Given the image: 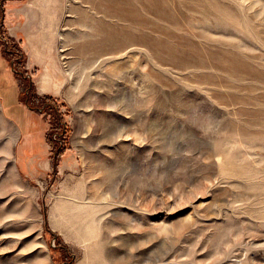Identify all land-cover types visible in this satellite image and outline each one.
Masks as SVG:
<instances>
[{
	"label": "rangeland",
	"instance_id": "374dc122",
	"mask_svg": "<svg viewBox=\"0 0 264 264\" xmlns=\"http://www.w3.org/2000/svg\"><path fill=\"white\" fill-rule=\"evenodd\" d=\"M147 1L0 0V264H264V0ZM78 6L132 38L81 53ZM7 98L47 125L39 175Z\"/></svg>",
	"mask_w": 264,
	"mask_h": 264
},
{
	"label": "bare ground",
	"instance_id": "6f19581e",
	"mask_svg": "<svg viewBox=\"0 0 264 264\" xmlns=\"http://www.w3.org/2000/svg\"><path fill=\"white\" fill-rule=\"evenodd\" d=\"M92 3L96 9H103V12L109 16L116 15L117 17H139L137 9L133 8L130 4L132 0H88ZM144 9L159 14L171 16V0H149L144 3ZM78 16L75 19L77 28L74 32H70L66 35L67 40H74V47L81 51L83 54L102 55L106 51H112L118 47V45L124 44L128 39L132 38V35L124 33V30H116L110 21H105L101 17L92 14L87 8L78 6ZM223 8L217 7L215 13L217 14L216 23L220 27H224L228 18L219 15ZM235 19L233 18V21ZM129 35V36H128ZM144 42H147V36L140 37ZM140 40V39H139ZM148 40V39H147ZM152 42V41H151ZM148 43V42H147ZM163 43V42H162ZM157 46H161L159 41L156 42ZM163 46H169L168 43ZM172 49V48H171ZM170 49V50H171ZM170 53H173L172 51ZM96 57L89 59L96 60ZM232 61H235L232 60Z\"/></svg>",
	"mask_w": 264,
	"mask_h": 264
},
{
	"label": "crops",
	"instance_id": "0c3cea01",
	"mask_svg": "<svg viewBox=\"0 0 264 264\" xmlns=\"http://www.w3.org/2000/svg\"><path fill=\"white\" fill-rule=\"evenodd\" d=\"M8 15L9 18H12V11H9ZM30 19L35 20L36 15ZM5 111L19 127L22 145L17 152V164L20 170L26 174L39 175L41 168H46L48 164V160L44 158L47 156L49 147L46 138L47 125L42 120L34 118L32 114L34 111L29 108L26 102L19 99L7 98ZM29 112L31 115L28 117Z\"/></svg>",
	"mask_w": 264,
	"mask_h": 264
},
{
	"label": "flooded vegetation",
	"instance_id": "af4514ba",
	"mask_svg": "<svg viewBox=\"0 0 264 264\" xmlns=\"http://www.w3.org/2000/svg\"><path fill=\"white\" fill-rule=\"evenodd\" d=\"M13 69H14V68H13ZM14 70H15V69H14ZM17 73H18V75H23V73H21L20 71H17ZM23 76L26 77L25 74H24ZM26 78H27V77H26ZM28 98H29L28 100H30V98H31L29 93H28Z\"/></svg>",
	"mask_w": 264,
	"mask_h": 264
},
{
	"label": "trees",
	"instance_id": "16d2710c",
	"mask_svg": "<svg viewBox=\"0 0 264 264\" xmlns=\"http://www.w3.org/2000/svg\"><path fill=\"white\" fill-rule=\"evenodd\" d=\"M52 142V141H51ZM53 143V142H52ZM60 153H62V151H59Z\"/></svg>",
	"mask_w": 264,
	"mask_h": 264
}]
</instances>
